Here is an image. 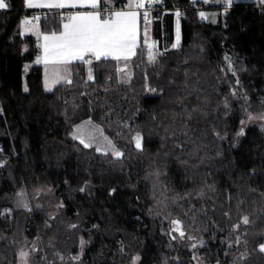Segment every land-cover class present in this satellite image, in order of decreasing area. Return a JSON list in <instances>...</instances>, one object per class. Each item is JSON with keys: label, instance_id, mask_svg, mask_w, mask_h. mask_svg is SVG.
Here are the masks:
<instances>
[{"label": "trees", "instance_id": "trees-1", "mask_svg": "<svg viewBox=\"0 0 264 264\" xmlns=\"http://www.w3.org/2000/svg\"><path fill=\"white\" fill-rule=\"evenodd\" d=\"M162 1L168 14L164 24L155 22L154 38L160 49L171 43L180 8L178 49L150 63L141 45L127 85L117 81L114 61L101 60L93 82L75 64L70 84L46 92L40 67L24 73L37 55L34 39L20 37L30 10L24 0H5L0 264H17L20 248L36 240L33 264H69L64 258L74 257L82 240L78 264H131L136 257L137 264H194L187 233L209 264H264V6L233 4L212 24L199 20L190 0ZM61 24L54 15L39 21L43 32ZM87 118L105 127L120 159L72 141V128ZM56 142L72 151L59 154ZM34 173L52 190L41 206H24L18 191Z\"/></svg>", "mask_w": 264, "mask_h": 264}, {"label": "snow or ice", "instance_id": "snow-or-ice-1", "mask_svg": "<svg viewBox=\"0 0 264 264\" xmlns=\"http://www.w3.org/2000/svg\"><path fill=\"white\" fill-rule=\"evenodd\" d=\"M87 4L95 11L81 13L69 18L70 22L64 24V32L57 35L53 33L51 36H44V40L52 41L51 48L46 43L44 46L45 55L51 54L54 57L59 58L60 62L71 63L73 61H83L84 63L91 64L92 61L86 60L85 56L91 54L96 60L102 58L107 60L109 58L114 60H128L132 56L136 55L134 49L137 47V16L138 9L145 8V0H129L127 5L128 11H112L111 8L101 7L105 4L106 0H86ZM234 0H228V3H233ZM264 2V0H262ZM152 3V0H148V5ZM26 4H29V0H26ZM29 6H32L29 4ZM55 7H65L64 3L53 5ZM75 7V4L72 5ZM7 4L5 0H0V9L6 8ZM145 19L147 18V11L143 13ZM179 15V13H177ZM204 14L201 13V17ZM22 23H27L24 21ZM176 47V45H173ZM156 59V56L149 53V62L152 63ZM122 71V69H119ZM89 79H92L91 70L89 72ZM56 82L55 80L53 81ZM71 81H69L70 83ZM27 90V89H25ZM46 90H50L46 84ZM155 92V89H151ZM249 119H252L250 116ZM243 124L244 122L241 121ZM79 129V126H78ZM77 129V130H78ZM238 135H243V128ZM76 138L75 136L73 137ZM107 139V137H105ZM136 147L141 148V139L139 136L135 138ZM85 147H89L88 143H85L83 139L80 141ZM111 145V141H108ZM99 150V149H98ZM113 154L119 158L122 154L113 149ZM83 191V189H81ZM244 224H248V217H244ZM174 224H178V221H173ZM75 227V225H73ZM238 227V225L236 226ZM183 237L184 233H180ZM86 242L81 241L83 246ZM196 247V245H193ZM260 251L264 252V244L260 245ZM22 255H25L22 253ZM136 260L139 257L135 258ZM135 264V261H134Z\"/></svg>", "mask_w": 264, "mask_h": 264}, {"label": "rangeland", "instance_id": "rangeland-1", "mask_svg": "<svg viewBox=\"0 0 264 264\" xmlns=\"http://www.w3.org/2000/svg\"><path fill=\"white\" fill-rule=\"evenodd\" d=\"M159 1L160 0H157L155 2L159 3ZM251 1H253V0H234L233 3L229 4L228 0H223V2H225L227 4V5H223L225 7L224 10H220L219 11V10L215 9V10H209V11L203 12L204 20H205V22L215 24V23H217L219 21V16L221 14H223L224 12H226L227 9L229 7H231L233 4L245 3V2H251ZM120 5H121V3L117 7L121 9ZM147 5H148V3H147ZM122 9L123 10H128L127 4H126V8H122ZM163 11L164 10L156 11L152 15L151 14L147 15L148 22L144 21V23H145V27L144 28H145L148 36L150 34L151 26H152V24L154 22L153 19H155L157 17V16H155V14L162 13ZM140 16H142L145 19L143 14L140 15ZM29 22L31 24H33V23L39 24V22H31V20ZM28 27H30V26H28ZM28 27H26L25 25H21V29L22 30L24 28H28ZM148 41L149 42H148V44L146 43V46L143 44V46H144V48L146 50V53L148 54L147 57H145L146 60L149 61V53L150 52L156 56V59H158L159 56L161 55V53H163L164 51L160 52V50H156V44H155L154 40L152 39V36H150ZM228 67L230 69H232L230 63L228 64ZM90 70H91V74H92V79L91 80L94 81L95 76H96L94 68H92V69L89 68L87 70V72H86V76L89 78ZM132 73H133V67H130V68H128V69H126V70H124L122 72H120V71L118 72V70H117V81H119V83L122 84V85H127V83H129L131 81V79H132ZM78 126H79V129H78ZM74 136L76 137L75 139L73 138ZM137 136L140 137L141 145H142V137H141V135L139 133H134L132 138H133V141L135 143V146H136L135 138ZM70 137H71L72 141L77 142V143L81 144L82 146H84V144L81 143L80 141H81V139H83L85 141V143H88L90 145L89 147H85L84 146L85 148H91L94 151H96V153H98L100 155H111L114 158H117L113 154V149H114L115 151L120 152L122 154L121 156H123L122 150L119 149L115 145L114 140L106 132L105 127L102 126L101 124L97 123L92 118H87V119H84V120L80 121L79 123H77L72 128V131L70 132ZM105 137H107V139H105ZM108 141L112 142L111 145H109ZM55 144L60 147L62 152L60 151L59 154H61V155H64L68 151H72L63 142H59V143L56 142ZM121 156L119 158H117V159H120ZM51 190H52L51 187L48 184L45 183L44 177L39 175V174H35L34 173V174H32V177L30 178V180L28 181V184L25 187V189H22V190L18 191V200L24 206L27 205V204L29 206H32V207L41 206L42 203H43L44 196L48 195L51 192ZM52 209H49L50 213H51ZM54 210H57V208L56 209L54 208ZM156 211H157V209L155 210V212ZM167 216L168 215H166V217ZM160 220L163 221L164 224H166L164 222V218L163 217ZM165 226H166L167 230H169V226L167 224ZM187 237L186 238L188 240L186 239L185 242L193 248L192 263H194V264H209V263H207L204 260L203 255L198 252V250H199L198 248L200 246L202 247L201 242L197 241V239H194V237L190 233H187ZM39 242H40L39 240H36L35 242H33L31 244V246H29V248L27 246H22L20 248V250H19V253H18L17 264H33L34 263V250L38 246ZM193 245H196V247H193ZM85 248H86V243L83 246L80 243L79 248L77 250L78 252L76 254H73L74 257H71V258L66 257V258H64V260H63L64 263L68 262L69 264H78V262L80 261V259L82 258L83 254H84ZM259 250H260V247H259ZM22 253L25 254V255H22ZM58 257L60 258V260H62V257H61L60 254H58ZM134 261H135V264H137L138 260H136V259L133 260L131 262V264H134ZM230 264H241V261H240V259L235 258L232 262H230Z\"/></svg>", "mask_w": 264, "mask_h": 264}, {"label": "crops", "instance_id": "crops-1", "mask_svg": "<svg viewBox=\"0 0 264 264\" xmlns=\"http://www.w3.org/2000/svg\"><path fill=\"white\" fill-rule=\"evenodd\" d=\"M152 1H157V0H152ZM190 1L191 2L206 1L208 4L212 6L227 5L225 2H223V0H190ZM59 3H64L66 6L65 7L53 6ZM119 3L128 5L129 0H106L105 4L101 5V7L111 8L112 11H128V10H123V9L118 8L117 6L119 5ZM147 3H148V0H145V5H147ZM245 3H255L256 5L264 6V2H262V0H253L251 2H245ZM29 4H31L32 6H29ZM29 4H26V0H24V5L27 10H50L52 12H56L59 10H66V11L71 12V17L74 15L81 14V13L95 11L87 4L86 0H29ZM73 4H75V7L72 6ZM4 10H7V7L0 9V11H4ZM166 14L168 13L162 12L159 14H155V16L157 17L153 19L154 22L151 26L149 36L144 28L145 27L144 21L148 22L147 20L148 18L144 19L142 16H140L141 15L140 13L138 14L137 28H136L137 47L134 49V51L136 52V55L132 56L128 60H124V59L114 60L111 58L107 59L110 61H114L117 64L118 72H119V69H122V71H124L130 67H133V60L137 56L139 47L143 44L146 46V43L148 44L149 42L148 40L150 36H152V39L154 40L156 44V50H160V52L166 51L169 49L179 48L180 41H181L180 20L175 19L174 16L172 17L173 18L172 19L173 39L171 43L170 44L164 43L163 48L160 49L158 42L154 38V34H153L154 24L155 22H160L161 24H164L165 22L164 15ZM202 21L205 22L204 17H202ZM69 22L70 20L66 22H62L61 29L60 31H57V32H43L41 30L40 25L35 24V23L31 24L30 27L28 28H24L23 30L21 29V32H20V37L31 36L34 39L35 45L37 48V55L35 56L33 62L31 64L26 63L24 65V73H28V71L31 69L32 66L40 67L42 70L43 88L46 92H50L60 85L70 84L73 79V66L75 64L82 65L85 70V74H86L89 68L91 69L93 68V65L95 62L105 60L103 58L101 60H96L94 56H92L91 54H88L85 56V59L86 60L90 59L92 61L91 64H87L79 60L66 64V63L60 62L59 58L54 57L51 54H49L48 56L45 55V51H44L45 44L47 43L49 47L51 48L53 42L52 41L46 42L44 40V36L46 35L51 36L53 33H56L57 35H59L60 33L64 32V24L69 23ZM173 45H176V47H173ZM86 79L88 81H93L89 79L87 76H86ZM54 80L56 81L55 83L53 82ZM69 81L71 82L69 83ZM46 84L49 86L50 90H46Z\"/></svg>", "mask_w": 264, "mask_h": 264}, {"label": "built area", "instance_id": "built-area-1", "mask_svg": "<svg viewBox=\"0 0 264 264\" xmlns=\"http://www.w3.org/2000/svg\"><path fill=\"white\" fill-rule=\"evenodd\" d=\"M195 4V10H197L199 14V20L202 21L201 13L209 11V10H224V6L221 8L219 6H212L208 4L206 1H194ZM121 9L126 8V4H121ZM230 9V7L228 8ZM166 11L167 8L164 5V2L162 0L159 1V3H156L153 1L150 5H146L145 8L138 9L137 11L140 12L142 15L145 11H147L148 14H153L156 11ZM179 13V15H177ZM54 15L56 16L61 22H66L71 17V12L66 10H59L56 12H52L50 10H30L28 14L23 13L22 14V22L27 21V23H22V25H25L26 27L30 26V20L31 22H39L41 19H44L48 16ZM184 17V11L180 8L176 9L174 12V18L177 20H181ZM147 48V47H146ZM148 50V49H147ZM147 53H145L144 57H147ZM1 151V148H0Z\"/></svg>", "mask_w": 264, "mask_h": 264}]
</instances>
